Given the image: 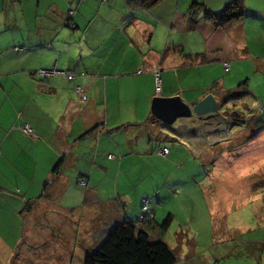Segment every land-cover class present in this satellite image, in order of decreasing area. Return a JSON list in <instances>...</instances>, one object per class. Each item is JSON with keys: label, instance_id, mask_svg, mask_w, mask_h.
Here are the masks:
<instances>
[{"label": "crops", "instance_id": "0c3cea01", "mask_svg": "<svg viewBox=\"0 0 264 264\" xmlns=\"http://www.w3.org/2000/svg\"><path fill=\"white\" fill-rule=\"evenodd\" d=\"M234 1L162 0L147 9L132 0H0V247L7 256L0 264L13 255L10 244L23 240L39 247L32 264H74L117 226L140 221L146 199L162 224L172 214L160 185L126 187L134 173L159 180V166L167 165L166 195L189 189L195 198L191 153L170 150L175 133L152 119L156 74L158 96L190 105L209 94L223 105L233 93L249 95L244 65L264 74V0H243L233 22L213 21ZM53 69L47 81L38 79ZM194 134L179 136L191 151L207 148L199 159L215 160L212 136ZM201 136L208 141L200 148ZM160 148L169 154L158 156Z\"/></svg>", "mask_w": 264, "mask_h": 264}, {"label": "rangeland", "instance_id": "374dc122", "mask_svg": "<svg viewBox=\"0 0 264 264\" xmlns=\"http://www.w3.org/2000/svg\"><path fill=\"white\" fill-rule=\"evenodd\" d=\"M244 66L248 72L249 95L229 98V103L215 119H182L174 127L173 133L187 131L192 136L191 131L195 130V136L200 132L212 136L208 144L219 148L215 160L199 159L207 148L202 152L200 149L191 151L181 136L168 135L170 150L187 149L191 153L194 161L191 170L196 175L192 180L196 178L199 182L195 198L188 196L186 188L190 181L186 187L182 185L186 190L181 189L176 199L174 193L166 195L170 189L165 188V175L171 169L167 165L159 166L163 175L159 180L158 175L145 179L142 173L128 177L126 187H145L153 182L160 185L166 198L165 206L170 208L168 214L175 218V227L173 225L164 240L177 255L178 264H264V74H259L254 64ZM181 125L186 126L178 128ZM202 139L196 140L200 148L208 141ZM223 144H228L227 148L219 147ZM211 174L213 183L206 181ZM174 181L171 178L169 184ZM221 185L228 186L227 193H221ZM153 199L157 201L156 196ZM4 236L0 235V245H5ZM32 243L28 247L26 240L10 244L13 255L8 264H23V256L27 258L25 264H32L39 250L35 248L36 243ZM2 250L0 247V258L5 255ZM79 258L76 254L74 264H84L85 258ZM4 259L7 262L6 255Z\"/></svg>", "mask_w": 264, "mask_h": 264}, {"label": "trees", "instance_id": "16d2710c", "mask_svg": "<svg viewBox=\"0 0 264 264\" xmlns=\"http://www.w3.org/2000/svg\"><path fill=\"white\" fill-rule=\"evenodd\" d=\"M132 1L135 4L134 8L149 9L162 0ZM242 4L243 0H235L227 6L224 13L212 17L213 21H219L218 19H220L222 22H233L239 19L244 12ZM239 9L241 13H234ZM239 96L241 94L233 93L227 98L233 100L234 97L238 98ZM225 102L228 103L229 100L227 99ZM152 119L155 121L154 118ZM175 134L180 135L178 132H175ZM172 220L173 217L170 215L162 224L156 226L153 210L151 219L119 225L110 232L104 242L89 251L84 259V264H178L177 255L164 240ZM152 228H156L154 229L156 232H152Z\"/></svg>", "mask_w": 264, "mask_h": 264}, {"label": "water", "instance_id": "95a60500", "mask_svg": "<svg viewBox=\"0 0 264 264\" xmlns=\"http://www.w3.org/2000/svg\"><path fill=\"white\" fill-rule=\"evenodd\" d=\"M224 105L219 103L214 94H209L195 105L186 103L181 96L164 98L157 96L152 102V116L171 132L178 120L199 117L204 121L215 119Z\"/></svg>", "mask_w": 264, "mask_h": 264}, {"label": "built area", "instance_id": "2783aa9c", "mask_svg": "<svg viewBox=\"0 0 264 264\" xmlns=\"http://www.w3.org/2000/svg\"><path fill=\"white\" fill-rule=\"evenodd\" d=\"M80 1H85V0H80ZM75 14V11L74 10H71L69 12V16L70 18H72ZM75 27V26H74ZM17 51H21V49H16ZM226 68L229 69V66L228 64H226ZM146 70V67L143 66L142 68H140L139 70H137V75H141L145 72ZM56 73H58L57 69H53V70H41L37 73V76L39 78V80L41 82H45L47 81L50 77H52L53 75H55ZM65 75L67 76V78L69 80H74L75 79V75L73 74H68V73H65ZM82 75H86L85 73L82 74ZM156 82H157V87H156V93H157V96L160 95L161 93V80H160V76L159 74L157 73L156 74ZM76 92L78 94H80L82 96V100L83 101H87L88 100V97L85 95V91L82 87H77L76 88ZM22 131L27 134V135H33V130L29 127V126H25L22 128ZM157 155L158 156H161V157H166L168 154H169V149L168 148H160L157 150ZM110 158H112V156H110ZM80 184L82 186H86L87 185V182L86 181H80ZM153 216V208H152V201L151 199H146L143 203V206H142V212H141V217H140V220L141 221H146L148 219H151Z\"/></svg>", "mask_w": 264, "mask_h": 264}, {"label": "flooded vegetation", "instance_id": "af4514ba", "mask_svg": "<svg viewBox=\"0 0 264 264\" xmlns=\"http://www.w3.org/2000/svg\"><path fill=\"white\" fill-rule=\"evenodd\" d=\"M197 118H199V117H197Z\"/></svg>", "mask_w": 264, "mask_h": 264}]
</instances>
